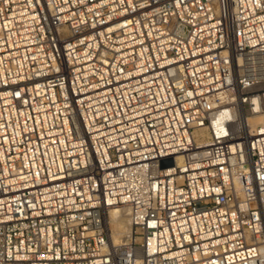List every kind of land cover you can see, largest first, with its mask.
<instances>
[{
    "label": "built area",
    "instance_id": "2783aa9c",
    "mask_svg": "<svg viewBox=\"0 0 264 264\" xmlns=\"http://www.w3.org/2000/svg\"><path fill=\"white\" fill-rule=\"evenodd\" d=\"M0 264H264V0H0Z\"/></svg>",
    "mask_w": 264,
    "mask_h": 264
},
{
    "label": "bare ground",
    "instance_id": "6f19581e",
    "mask_svg": "<svg viewBox=\"0 0 264 264\" xmlns=\"http://www.w3.org/2000/svg\"><path fill=\"white\" fill-rule=\"evenodd\" d=\"M247 124L250 126H255V124L261 123L262 118L258 113L247 115ZM127 209L123 206H112L108 208L106 215V223L111 241L114 244L119 243L123 236L128 231V217Z\"/></svg>",
    "mask_w": 264,
    "mask_h": 264
},
{
    "label": "rangeland",
    "instance_id": "374dc122",
    "mask_svg": "<svg viewBox=\"0 0 264 264\" xmlns=\"http://www.w3.org/2000/svg\"><path fill=\"white\" fill-rule=\"evenodd\" d=\"M127 217V216H126ZM110 232V231H109ZM110 234V233H109Z\"/></svg>",
    "mask_w": 264,
    "mask_h": 264
}]
</instances>
